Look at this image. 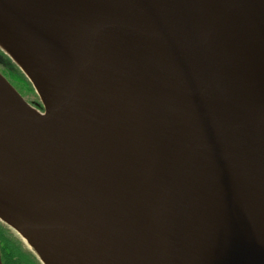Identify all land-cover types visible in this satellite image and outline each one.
I'll list each match as a JSON object with an SVG mask.
<instances>
[{"label":"water","instance_id":"water-1","mask_svg":"<svg viewBox=\"0 0 264 264\" xmlns=\"http://www.w3.org/2000/svg\"><path fill=\"white\" fill-rule=\"evenodd\" d=\"M213 1L239 46L228 73L198 0H0V30L26 66L0 47L37 78L45 109L0 72V129L45 159L0 158L1 222L63 224L70 264H264V0ZM96 53L120 70L130 103L127 190L78 147L68 121L47 126L72 109L76 74Z\"/></svg>","mask_w":264,"mask_h":264},{"label":"bare ground","instance_id":"bare-ground-1","mask_svg":"<svg viewBox=\"0 0 264 264\" xmlns=\"http://www.w3.org/2000/svg\"><path fill=\"white\" fill-rule=\"evenodd\" d=\"M198 8L203 21L208 25L207 39L216 55L219 68L222 66L225 68L222 70L231 72L239 57L235 33L222 19L218 6L213 0H198ZM0 43L10 49L21 65L26 66L27 62L23 59V53L18 45L1 30ZM100 56L96 53L89 66L77 72L72 109L59 107L53 117L47 120V126L58 132L59 127L68 121L72 131L79 138L78 147L94 165L103 168L101 172L111 181L117 182L123 186V190H127L133 179L132 134L126 123L128 116L126 104L129 101L122 86L120 70L112 62ZM30 72L28 71L29 74ZM32 77L38 85L37 78ZM127 105L130 106V103ZM130 113L131 107L129 116ZM18 119L19 123L29 127L23 116H18ZM0 158L22 166L45 160L44 156L31 145L14 137L4 127L0 129ZM16 231L23 237L27 235L35 237L56 264H70V260L73 262L69 237L63 224L36 227L32 223H25L19 225Z\"/></svg>","mask_w":264,"mask_h":264},{"label":"trees","instance_id":"trees-1","mask_svg":"<svg viewBox=\"0 0 264 264\" xmlns=\"http://www.w3.org/2000/svg\"><path fill=\"white\" fill-rule=\"evenodd\" d=\"M0 71L9 79V81L13 85L16 86L18 90L22 92V88L16 85L13 81H11V79H17V80L19 79L20 81L22 80V82H24V84L28 88L27 94H29L31 97H38L30 80L25 76L22 70H20V68L13 62V60L9 58L8 54L5 53L1 48H0ZM1 251L3 257L2 262H4V264L5 263L6 264H41L38 258L31 251L29 253L28 259L19 258L18 255L16 256L14 252H11L10 255H6L4 252V248Z\"/></svg>","mask_w":264,"mask_h":264},{"label":"rangeland","instance_id":"rangeland-1","mask_svg":"<svg viewBox=\"0 0 264 264\" xmlns=\"http://www.w3.org/2000/svg\"><path fill=\"white\" fill-rule=\"evenodd\" d=\"M11 81H13L16 85L22 88L23 94H27L28 88L26 87L24 82H22V80L20 81L19 79H11ZM35 99L39 100V97H35ZM0 239L2 244V250L4 248V252L6 255H10L11 252H14L15 255H18L19 258H29V253L31 251L29 250V245L26 243V241H24V239H22V237L16 230L9 228L3 223H0Z\"/></svg>","mask_w":264,"mask_h":264},{"label":"flooded vegetation","instance_id":"flooded-vegetation-1","mask_svg":"<svg viewBox=\"0 0 264 264\" xmlns=\"http://www.w3.org/2000/svg\"><path fill=\"white\" fill-rule=\"evenodd\" d=\"M24 96V98H25V100L27 101V102H29L31 105H33V104H36L38 107H37V109H41L40 111H42V105H39L38 103H36L37 101H32V100H30V98L28 97V95L26 94V95H23ZM31 102H33V104L31 103ZM36 107V106H35ZM43 112V111H42ZM0 247H1V250H2V244H1V239H0ZM0 250V251H1ZM1 256H2V251H1ZM2 260H3V257H2ZM3 264H4V262H3ZM6 264V263H5Z\"/></svg>","mask_w":264,"mask_h":264}]
</instances>
